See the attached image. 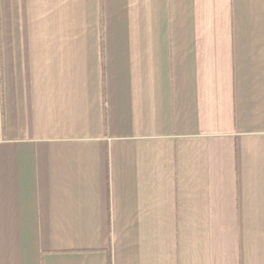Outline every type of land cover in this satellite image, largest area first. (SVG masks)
<instances>
[{
    "label": "crops",
    "instance_id": "obj_1",
    "mask_svg": "<svg viewBox=\"0 0 264 264\" xmlns=\"http://www.w3.org/2000/svg\"><path fill=\"white\" fill-rule=\"evenodd\" d=\"M0 264H264V0H0Z\"/></svg>",
    "mask_w": 264,
    "mask_h": 264
}]
</instances>
